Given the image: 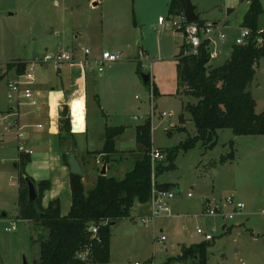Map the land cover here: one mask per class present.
<instances>
[{"label":"rangeland","instance_id":"obj_1","mask_svg":"<svg viewBox=\"0 0 264 264\" xmlns=\"http://www.w3.org/2000/svg\"><path fill=\"white\" fill-rule=\"evenodd\" d=\"M207 1L223 6L226 2ZM229 2L233 10L241 4V0ZM168 3L169 0H0V78L3 77L0 104L6 106L7 100L12 103L18 98L13 94L9 99L12 93L9 83L17 79L13 66L24 65L22 60H43L48 53L68 51L75 62L64 64L60 72H55L51 63H43L34 71V74L46 72L48 82H59L62 76L66 80L82 74L77 70L70 73L65 68L88 58V141L93 153L83 152L79 147L76 151L78 141L64 138L62 132L60 162L66 163L64 156L73 144L84 165L82 180L86 191L95 187L105 163H109V177L123 180L143 156V147L137 142V126L150 121L153 148L167 152L154 166L156 181L175 184L171 216H159L147 225L143 224V217L125 218L112 227L108 264H183L174 261L182 246L206 242L204 236L197 234V228L214 237L207 264H264V136L238 137L223 129L216 132L211 142L199 141L187 151L183 148L198 135L192 115L185 111L186 104L196 100L185 94L178 81L177 56L181 53L178 44L183 42V35L167 24L158 25L159 18L167 22L172 18ZM261 3L259 29L264 32V0ZM215 11L217 16L221 12ZM224 12L223 7L221 13ZM245 13L242 7L229 24L233 28L224 29L227 38L222 43V54L211 59V67H220L230 57L231 47L241 35L237 23ZM85 49L90 51L88 56ZM106 50L121 59L98 72L92 61ZM256 68L249 91L258 114L264 112V60ZM143 75L150 76L148 84L143 82ZM79 98L72 104L83 117L84 103ZM163 113L167 116L162 117ZM116 126L123 127L124 132L115 139L116 153L106 157L99 153L106 144V127ZM3 132L0 125V134ZM16 132L14 129L12 134ZM10 135L0 141V264H24V258L27 264H33L40 257L39 242L48 237V231L19 217L21 181L15 167L18 147L13 145L14 141L17 143L16 137ZM25 141H19V150L26 147ZM232 151L235 159L223 162L222 157H228ZM173 153L174 161L168 159ZM160 165L164 168L162 172L160 168L156 170ZM36 189L39 194L38 186ZM42 194L44 198L45 193ZM71 195L68 187L59 196L62 209L66 201L70 203L68 212L73 201ZM229 196L245 204L241 216L223 222L204 214L205 199L224 201ZM14 223L16 230L8 232Z\"/></svg>","mask_w":264,"mask_h":264},{"label":"trees","instance_id":"obj_2","mask_svg":"<svg viewBox=\"0 0 264 264\" xmlns=\"http://www.w3.org/2000/svg\"><path fill=\"white\" fill-rule=\"evenodd\" d=\"M241 3L249 4L241 27L252 32V38L246 45H233L230 58L220 67L213 68L209 65L212 51L207 44L202 45L197 56L182 57L181 53L177 57L179 85L185 89L187 96L196 100V103L189 102L185 107V111L192 115L198 134L183 145L186 151L199 141H213L216 132L223 129L231 130L238 137L264 136V112L256 113V104L249 91V85L256 75V67L264 60V44H256L257 37L264 38V32L259 29L263 8L261 0H241ZM169 13L173 16L183 13L180 0H171ZM202 23L203 21H198V24ZM24 66L18 67L20 75H23L21 67ZM149 82L150 80L145 84ZM68 113L67 109L66 114ZM64 116L61 133L64 132V138L70 139L74 136L71 133L72 126L69 118H66L67 115ZM152 127L150 121L137 126L136 137L143 147V156L136 162L135 168L126 173L123 180L99 175L95 187L86 191L82 176L70 175L73 201L65 216L62 215L59 199L51 201L47 208L43 207L42 193L50 189L51 182L46 180L36 184L26 173L30 156L20 153L19 161L16 162L21 181L18 195L19 217L48 231V237L39 242L40 257L33 264L110 262L112 224L116 225L119 220L130 218L136 202L148 204L152 199L153 177L156 178L151 160ZM123 132V127H106V144L99 153L106 157L116 153L114 142ZM67 158L68 154L64 156V162L68 165ZM174 158L175 153L170 154L168 159L174 161ZM234 159V151L228 157H222L223 162ZM170 167H173V163ZM159 168L160 172L164 169L162 165L155 169ZM28 180L33 181L39 188L36 201L28 199ZM156 186L160 190L168 191L174 188L172 184H159L157 181ZM93 228L97 230V234L92 233ZM210 245V242H204L183 247L181 256L174 261L207 264ZM85 254L91 255L92 259L82 260Z\"/></svg>","mask_w":264,"mask_h":264},{"label":"crops","instance_id":"obj_3","mask_svg":"<svg viewBox=\"0 0 264 264\" xmlns=\"http://www.w3.org/2000/svg\"><path fill=\"white\" fill-rule=\"evenodd\" d=\"M192 2L196 7V13L200 17L201 21L209 22L213 24L225 23V25L227 26L225 29L233 28V26L229 27L230 26L229 24L237 16V12L242 7L245 8V12H247L249 8L248 3H241L240 6L236 10H233L229 6L230 4L229 0H226V2L224 3V6L221 4L220 5L214 4V2L209 3L207 0H192ZM170 4H171V0H169V3H168V12L170 10ZM223 7L225 8V12L222 14L221 12L223 10ZM217 9L218 10L220 9L221 11L218 16L215 15L214 13L216 12L215 10ZM244 17H245V14L244 16H242V19L240 20V22L237 23V25H240V27H241ZM166 24H163V25L159 24V20H158L159 26L164 27L166 26ZM234 28L236 27L234 26ZM223 44L225 43L223 42ZM223 44L222 42L217 43L215 47V51L218 52L217 58L221 56L222 54L221 47L224 46ZM178 45H180V52L182 53L184 39H183V42ZM46 51L48 52L49 48H46ZM103 52H109V51L107 50L102 51L101 55ZM231 53L232 51L230 52V55ZM48 54H52V53H48ZM98 58H99V54H97L96 56V59ZM35 60H38V58H34L31 61H27L26 59L22 61L24 63H27V62H32ZM13 68L15 69L16 71L15 73L17 74V78H18L19 76H23L29 67H28V64H26L24 67H21V69H23L22 70L23 75H20L18 73L19 71L18 67L13 66ZM66 69H68L69 70L68 72L70 73L72 70H77L78 73L81 72L82 74H80L77 78L71 77L70 79H66V80H64L62 76L59 82H52V81L48 82V79H47L48 74H46V72L39 71L36 73L37 75L34 74L35 76L34 80L32 84H30L29 86L31 87L32 92H34V98L38 100V107L31 106L27 100L25 101L20 96H18V98L12 103H10L7 100L6 106H2L0 104V114L5 119L3 121H0V125H2L4 128V132L0 134V136L5 137L11 134L10 136H12L15 139L16 134L14 135L11 132L8 133L7 131L9 128V125L12 124V121H15V120L17 121L19 125L25 128L24 131L27 133V139L25 141L27 142V145L25 149L27 152L28 151L29 153L31 152V156L29 153L26 152L30 156V162L26 168V173L31 178H33V180L36 183L44 182L46 180H49L51 182V187L50 189L46 190L44 200H43V206L45 208H47V206L49 205L51 201L59 199L60 194L61 193L63 194L65 189H68L69 187L71 190L70 168L67 165V163L60 162V158H61L60 155L63 150L62 140L64 136L63 137L61 136L62 127H60L59 124H61L63 120L62 118L66 114L67 109L69 110V113L66 114L67 115L66 118H69L71 126H72L71 121H73V125L77 127V130H76L77 134H74V136L71 137L78 141L76 143L77 144L76 151H77V148L79 147L83 152L85 151L88 153H93L91 151V148L93 146L88 141V133L90 131V127L88 126V90H87V83H86V77H87L86 69L87 68L84 70L79 64L78 65L75 64V65H69V67H66L65 70ZM79 97H83L84 100H81V98ZM11 98L12 97H9V99ZM76 98H79L81 100L80 103H84L85 115L80 118H75L73 117V114H72L73 111L74 112L77 111V108H74L75 106L72 104L73 100ZM70 112H71L72 117H70ZM36 125H42V127L44 128L42 130H39L36 127ZM15 140L17 141V138ZM13 145H17L18 147V156H16V161H15V167H16V162L19 160V155L21 153L19 150V146H18L19 141H17L16 144L14 141ZM8 153L9 152H7V154ZM4 156H7L8 159L11 158V155L5 154ZM76 158L78 162H80V164L82 165L83 172L85 174L84 165L79 160L77 154H76ZM104 166H106V169H107L106 176L109 177L110 175L109 163H105L103 167ZM171 184L175 186V184L173 183ZM171 184H168V185H171ZM171 190L174 191V188ZM69 205L70 203L66 201L64 205V209L61 208L62 215L67 214ZM171 209L172 208L170 207V212H171ZM150 211H151L150 203L141 204L139 202H136V205L130 212L131 214L130 219L134 220L136 219V217H143L141 218V220L148 218L151 215ZM134 224H136V222H134ZM111 245H112V240H111ZM183 247H186V246L181 247L182 248L181 254H182ZM110 250H111V246H110ZM181 254L179 256H181Z\"/></svg>","mask_w":264,"mask_h":264},{"label":"built area","instance_id":"obj_4","mask_svg":"<svg viewBox=\"0 0 264 264\" xmlns=\"http://www.w3.org/2000/svg\"><path fill=\"white\" fill-rule=\"evenodd\" d=\"M167 22L164 18H159V24H168L175 32H179L183 35L184 45L182 50V57L194 55L197 56L199 54V49L202 45L207 44L211 48V59H216L218 52L215 51V47L217 43L226 41V33H224V29L227 27L225 23H209L203 22L202 24L191 23L188 22L186 16L182 13L178 16H171ZM252 38V32L248 29L241 28V35L235 40V45H246ZM257 46H261L264 44L263 37H257L256 39ZM90 53L89 50H85L84 54L88 56ZM121 58L117 54H113L110 52H103L102 55L92 61L95 65H97V71L102 72L106 66H111L114 62L119 61ZM75 62L73 55H71L68 51H61L60 53L54 54H46L43 60H35L32 62L24 63V65L28 64V70L25 72L23 76H19L15 81L9 84L11 95L17 94L22 97L25 101L27 100L31 106L38 107V100L34 98V92H32L31 87L34 80V71L37 66L42 65L43 63H51L55 71L60 72L62 66L64 64H72ZM78 64L85 70L89 67L90 61L88 58L78 61ZM153 98V94H151V99ZM155 113V112H154ZM152 116V114H151ZM165 113L162 114V117H166ZM70 117L71 112H70ZM5 120L4 117L0 114V121ZM73 124V121H71ZM39 130H42L44 127L42 125H36ZM16 129V138L17 141H25L27 139V133L24 131L21 125L17 123V121H12V124L9 125L8 133L13 132L12 130ZM72 134H77L76 131L71 130ZM3 137H0V141H3ZM19 142V143H20ZM27 152L25 146L20 147V152ZM29 152V151H28ZM31 154V152H30ZM164 153L161 149H154L151 152V160L153 161V166H155L156 162L162 161L164 159ZM153 190H152V199L149 202L151 208V215L148 218L142 219L144 224H149L154 221L159 216H170L172 213L170 212V203L172 200L176 198L174 191L168 190H160L156 186V178L153 177ZM191 196V194H190ZM245 204L238 201L235 196H229L225 198L224 201H217L213 199H207L203 205L204 214L208 217L219 218L223 222H228L234 220L236 217H239L243 214V209ZM227 224L223 225L225 228ZM17 228L16 224H12L10 228L7 229L8 232L15 231ZM197 234L204 236L206 242H211L214 240V237L211 234H207L203 230L197 228ZM92 233L97 234V230L93 228ZM162 241H165V237L161 238ZM88 256L85 254L82 257V260H87ZM138 264V263H137Z\"/></svg>","mask_w":264,"mask_h":264},{"label":"water","instance_id":"obj_5","mask_svg":"<svg viewBox=\"0 0 264 264\" xmlns=\"http://www.w3.org/2000/svg\"><path fill=\"white\" fill-rule=\"evenodd\" d=\"M181 5H182V9H183V14L184 16H186V19L188 22L191 23H197L200 20V17L197 15L196 13V7L193 4L192 0H180ZM150 80V77L147 75H143V82L147 83ZM73 130L76 131L77 127L74 126L72 124ZM67 162L70 168V173L72 175L75 176H82L84 174L83 172V168L82 165L80 164V162H78L77 158H76V154L74 152V145L71 144L69 146V154H68V158H67ZM106 166L103 167V169L100 172L101 176H106ZM28 199H30V201H36L38 198V194H37V189H36V185L33 181L28 180ZM115 224L113 223L112 226H114ZM92 259L91 255H88V258L86 261H89ZM24 264H27V260L26 258H24Z\"/></svg>","mask_w":264,"mask_h":264},{"label":"bare ground","instance_id":"obj_6","mask_svg":"<svg viewBox=\"0 0 264 264\" xmlns=\"http://www.w3.org/2000/svg\"><path fill=\"white\" fill-rule=\"evenodd\" d=\"M73 117H76V118H80V116L83 114L82 112H79V113H76V112H73Z\"/></svg>","mask_w":264,"mask_h":264}]
</instances>
